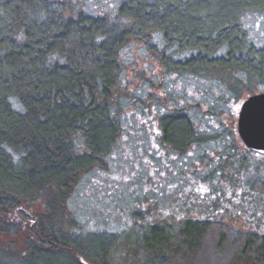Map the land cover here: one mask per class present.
<instances>
[{
	"label": "trees",
	"instance_id": "16d2710c",
	"mask_svg": "<svg viewBox=\"0 0 264 264\" xmlns=\"http://www.w3.org/2000/svg\"><path fill=\"white\" fill-rule=\"evenodd\" d=\"M68 5L0 0V264H118V236L72 234L55 217L80 174L119 134L109 99L128 38L151 49L159 35L168 46L190 50L182 60L159 50L163 64L181 72L243 73L230 86L236 93L251 82L264 85V44L253 43L240 20L247 10L263 9L264 0H122L115 19L65 14ZM157 122L163 140L179 151L200 139L181 110ZM39 201L43 211L23 249H11L3 238L18 234V224L10 216ZM230 236L219 221L185 218L178 228L147 223L125 247L133 248L134 264H233L238 256L240 264H264V234L246 233L240 248Z\"/></svg>",
	"mask_w": 264,
	"mask_h": 264
},
{
	"label": "rangeland",
	"instance_id": "374dc122",
	"mask_svg": "<svg viewBox=\"0 0 264 264\" xmlns=\"http://www.w3.org/2000/svg\"><path fill=\"white\" fill-rule=\"evenodd\" d=\"M121 1L66 0L64 13L82 10L115 19ZM240 20L250 40L263 45L264 8L247 10ZM151 40V49L137 38H128L120 49L121 70L109 99L119 134L109 152L80 174L55 217L58 227L72 234L118 236L113 242L119 247L118 264L135 263L125 241L134 243L147 223L178 228L185 218L219 221L236 240L235 248L248 232L264 234V154L249 151L237 130L242 102L264 92V85L251 82L236 93L230 86L245 79L241 72L212 70L199 76L169 68L159 50L171 60L191 51L168 46L159 35ZM12 102L22 107L17 99ZM180 110L200 138L184 151L163 140L157 122L162 114ZM22 210L9 218L18 224V234L3 238L18 252L43 211L42 202ZM238 257L233 264L243 262Z\"/></svg>",
	"mask_w": 264,
	"mask_h": 264
},
{
	"label": "water",
	"instance_id": "95a60500",
	"mask_svg": "<svg viewBox=\"0 0 264 264\" xmlns=\"http://www.w3.org/2000/svg\"><path fill=\"white\" fill-rule=\"evenodd\" d=\"M237 130L246 147L264 154V92L244 99L238 114Z\"/></svg>",
	"mask_w": 264,
	"mask_h": 264
}]
</instances>
